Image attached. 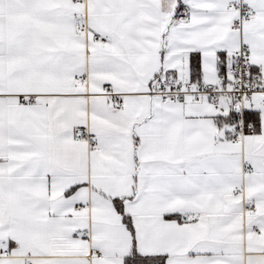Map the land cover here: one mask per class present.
<instances>
[{
    "label": "snow or ice",
    "instance_id": "snow-or-ice-1",
    "mask_svg": "<svg viewBox=\"0 0 264 264\" xmlns=\"http://www.w3.org/2000/svg\"><path fill=\"white\" fill-rule=\"evenodd\" d=\"M0 264H264V0H0Z\"/></svg>",
    "mask_w": 264,
    "mask_h": 264
}]
</instances>
